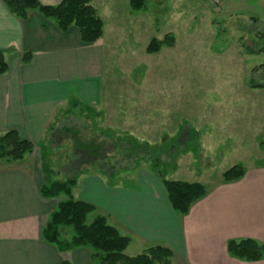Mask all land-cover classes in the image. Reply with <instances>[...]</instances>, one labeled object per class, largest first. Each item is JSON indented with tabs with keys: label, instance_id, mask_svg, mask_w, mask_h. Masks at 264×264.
I'll use <instances>...</instances> for the list:
<instances>
[{
	"label": "crops",
	"instance_id": "0c3cea01",
	"mask_svg": "<svg viewBox=\"0 0 264 264\" xmlns=\"http://www.w3.org/2000/svg\"><path fill=\"white\" fill-rule=\"evenodd\" d=\"M170 2L165 17L163 0H147L140 10L130 0H95L103 36L88 44L77 27L63 31L38 10L20 19L0 0V49L9 65L0 75V136L16 130L35 146L22 160L0 161V264H99L89 247L61 252L43 238L46 221L65 198L41 196V187L56 181L44 140L55 115L76 102L112 132L139 128L149 141L156 128L169 137L187 122L199 134L201 167L194 168L192 152L181 153L170 177L207 189L186 215L173 209L165 186L147 168L122 175L134 177L130 187L108 186L97 173L74 186L75 198L96 205L130 237L128 255L162 243L174 251L172 264H264V256L247 261L228 251L231 239L264 244V88L249 87L242 48L215 47L220 32L206 8L184 4V12L181 0ZM201 14L208 19L206 31H199ZM165 33L174 34L175 44L147 53L150 40ZM198 33H207L201 51ZM25 53H31L28 61ZM155 60L157 73H151ZM215 91L220 98L211 107L208 97ZM236 164L245 174L225 182L223 172Z\"/></svg>",
	"mask_w": 264,
	"mask_h": 264
},
{
	"label": "trees",
	"instance_id": "16d2710c",
	"mask_svg": "<svg viewBox=\"0 0 264 264\" xmlns=\"http://www.w3.org/2000/svg\"><path fill=\"white\" fill-rule=\"evenodd\" d=\"M7 9L20 19H27L32 10H38L44 16L52 18L58 26L67 31L75 26L85 43H94L103 36V20L95 5V0H61L58 4H43L40 0H3ZM147 0H130L134 10L145 7ZM258 42L264 44V35ZM241 47L248 53L264 52V46L250 48L240 37ZM175 36L165 35L163 38H153L147 46L148 53H155L163 46H173ZM31 53H25L24 60L28 61ZM264 64L254 66L250 70L248 85L251 88H264V81L257 78V69ZM9 65L5 52L0 49V75L8 71ZM72 109L60 122V114H56L48 128L46 150L54 154L56 139L72 140L71 152L65 161H57L58 166L51 169V173L59 176V180L41 187L43 199L59 198L57 208L51 213L43 227V238L54 244L59 251L66 252L76 247H89L93 250V257L99 264H172L174 251L162 244L155 243L140 254L128 255L126 249L130 244V237L122 234L112 225L108 217L99 214L88 221V217L97 207L93 203L77 199L73 196V188L83 175L97 173L103 176L108 186H134L133 179L122 177V173L134 172L145 162L161 180L168 194L173 209L180 215L189 213L192 205L203 198L207 189L200 182L170 179L166 176L167 168L172 165L177 168L176 158L181 153L194 154V167L199 169V134L187 122L183 123L179 132L167 144L153 145L148 141L139 140L131 135H115L108 130L96 129L85 136L82 126L68 122V118L85 110L79 102L73 103ZM89 117H94L89 114ZM75 122V121H74ZM34 143L22 138L18 131L11 130L0 136V161L22 160L34 150ZM260 149L264 151V139L260 142ZM264 165V159L261 161ZM245 174L244 168L233 165L222 174L225 182L235 181ZM130 182V183H129ZM65 227H72L74 233L71 238L63 235ZM229 253L239 259L259 261L264 256V244L253 238L231 239L228 242ZM59 264H72L63 260Z\"/></svg>",
	"mask_w": 264,
	"mask_h": 264
},
{
	"label": "rangeland",
	"instance_id": "374dc122",
	"mask_svg": "<svg viewBox=\"0 0 264 264\" xmlns=\"http://www.w3.org/2000/svg\"><path fill=\"white\" fill-rule=\"evenodd\" d=\"M181 2L183 3V4H181L183 6L182 10L185 9L186 5L188 6V4H190V6H192L193 8H195V7H197L198 9L206 8L205 11L208 13H211V19L213 20V23H215V28L217 31L220 32L219 33L220 38H219V40H217L215 42V47H220L222 45H226V44L230 43L231 45H234L235 47L242 48L241 42L239 41L240 37L243 38L244 44L247 47H249L248 49L253 48V47L256 49L258 47L264 46V44H262L261 42H258V40L261 39L259 37L264 35V0H181ZM184 4H186V5H184ZM161 8L163 10V14H165V17H166L168 10H170L172 8V2H170V0H163V4H162ZM184 12H186V9L184 10ZM170 16L171 15L167 16V19ZM207 21H208V19L206 20V18L203 14H201L199 16V23H198L199 31H206L207 30V27L209 25V23ZM170 34H173V33H165L163 35L158 34L157 36H155L153 38H163L165 35H170ZM206 34L207 33H198L197 42H198L200 51H201L202 41L205 40V39H203V35L205 36ZM175 42H176V38H175ZM242 49L246 53L245 57H246L247 65L249 64V71L247 69V79L249 80V78L251 76L250 70L254 66L264 64V52L257 53V54H251V53H248V51H246V49H244V48H242ZM146 52H147V50H146ZM158 52H155V53H158ZM155 53H149V54H155ZM156 62H157V60L150 62V66L154 67L151 69V73L152 72L157 73V67L155 66ZM257 73H258L257 78H259L263 82L264 81V67L258 68ZM219 74L220 73H216L215 76L218 77ZM226 76H227V74H225V77ZM228 76L230 78H233L234 73L231 72V73H229ZM215 83H217V82H215ZM218 93L219 92L215 91L213 94L209 95L208 98L211 99V100H209V104L211 105V107L217 106V102L215 101V99L220 98V95ZM153 104H155V103H153ZM72 105L70 106L68 111L64 110V111H61L59 113L60 114V116H59L60 122L59 123H61L63 120L65 121V119H66L65 116H67L69 111L72 109V107H73ZM201 109L202 108L200 106L199 110H201ZM89 114H93V112L91 110L90 111H84L83 110L82 112L78 113V115H73L70 118H68L67 120H68V122H72V124H74V125L76 124L77 126H82L83 127L82 133L85 136H87L93 132V130H94L93 126L94 125H95L96 129L106 130L105 128H102L99 126V123L97 122L96 116L93 115L94 117L92 118V117L88 116ZM152 127H151L152 130L155 129L154 128L155 126H152ZM156 130H157V128H156ZM156 130H155V134L151 133V135H150L152 140L148 141L149 143H151L153 145L167 144L168 140H170V138L175 136V134H174V135L167 137L168 134L160 132V128H159V131L158 130L156 131ZM108 131H110V130H108ZM122 131L123 132H113V133L115 135H131L133 137H136L139 140L147 141L146 139H144L148 136L147 133H143L141 131V129H139V128L135 129L132 133L126 132V128L122 129ZM164 138L166 139L165 141H164ZM47 140H48V135L45 136L44 144L47 143ZM71 142H72V140H70V139H67L65 141V139L60 140L59 138L56 139L55 141H53L52 144L56 148V150H55L54 154H50V163H51L52 168L57 169V166H58L57 161H60V160H61V162L65 161L66 157L69 156V154L71 152V145H72ZM198 157H199L198 165L200 168L201 167L200 151H198ZM176 164H177V158H176ZM140 168H145V169L147 168V169L152 170L151 167L145 162H143L139 166L138 169H140ZM176 170H177V168L173 169L172 165H169L167 168L166 176L168 178H170L171 176L175 175ZM153 171H155V170H153ZM128 173H129V175H131L132 171L128 172ZM122 174L126 175L127 173H122ZM53 176L56 180L60 179L59 176H55V175H53ZM129 179H131V178L129 177ZM133 180L135 181V179H133ZM123 184L126 185V182H123ZM97 214H99L98 210H95L93 213H91L88 217V221L89 222L92 221L93 218L97 216ZM71 233L72 234L74 233L73 228L72 227H65V229L63 231V235L69 236ZM128 252L130 254L131 253L135 254L132 251V249H130V251H128ZM135 252H138V251H135Z\"/></svg>",
	"mask_w": 264,
	"mask_h": 264
}]
</instances>
